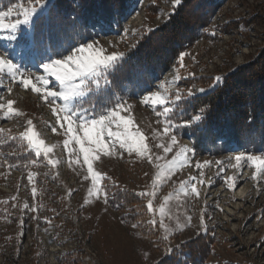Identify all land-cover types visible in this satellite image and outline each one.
I'll list each match as a JSON object with an SVG mask.
<instances>
[{"label": "rangeland", "instance_id": "rangeland-1", "mask_svg": "<svg viewBox=\"0 0 264 264\" xmlns=\"http://www.w3.org/2000/svg\"><path fill=\"white\" fill-rule=\"evenodd\" d=\"M51 2L47 0L45 7L31 17L30 25L21 23L15 41H8L7 32L0 31V54L6 55L24 78H31L42 90L36 93L31 85L25 89L20 83L21 76L13 79L7 65L0 71V104L4 105L0 108V197L16 200L21 209L29 205L30 214L25 217L28 220L12 227L25 247L23 264H30L32 246L46 250L41 264H70L73 259L67 254L75 250L85 253L82 264H160L174 250L206 234L213 239L206 264H264V174H261L264 166L258 172L250 162L242 160L239 165L236 162L238 155H263L240 151L220 156L197 155L192 143L177 134L176 129L182 126L172 127L168 133L164 131L168 123L180 121L181 102L213 90L224 77L260 54L264 48V0H225L204 29L210 39H200L189 47L181 55L183 61L181 56L175 59L161 79L143 94L111 105L108 89L112 67L102 70L99 86L95 82L82 85L93 90L69 103V114L75 113L76 135L83 137L81 122L102 118L122 101L124 110L118 107L116 110L131 121L127 130L142 135L148 148L144 155L122 149L119 140L107 134L125 131L113 122L104 134L112 154L101 153L93 162L94 170L103 174L99 187L104 191L96 196L88 194L91 176L80 145L67 132V122H58L63 113L53 111L62 107L63 101L51 104L48 101L52 98L45 100L43 96L46 91L59 90V82L54 77H49L46 85L36 80L46 75L45 63L69 54L55 55L33 44L35 23L47 14ZM174 4L175 0H136L122 31L87 43L98 42L93 43L94 50H102L104 56L116 55L120 61L145 35L166 23ZM33 6L35 0H0V12L12 9L5 23L22 20ZM241 19L256 22L232 35L218 31V26ZM72 54L79 55L75 49ZM214 78H220L219 82ZM201 80L210 84H198ZM155 93L165 98L167 104L143 103L145 97ZM177 95L180 100H176ZM9 101L14 102L12 112L7 108ZM164 107L171 111L164 113ZM29 127L36 131L45 147L53 149L48 156L43 151L37 155L24 139L23 133ZM173 135L176 143L172 142ZM7 143L23 151H5L2 146ZM52 160L56 163H50ZM54 179L57 186L53 189H59L63 195L60 203L65 213L60 215L56 212L58 203L36 199L45 188V181ZM192 187L196 193L191 191ZM116 188L143 194L141 206L113 210L108 204V193L116 196ZM149 202L153 205L151 210L147 208ZM48 208L51 212L45 211Z\"/></svg>", "mask_w": 264, "mask_h": 264}, {"label": "trees", "instance_id": "trees-1", "mask_svg": "<svg viewBox=\"0 0 264 264\" xmlns=\"http://www.w3.org/2000/svg\"><path fill=\"white\" fill-rule=\"evenodd\" d=\"M224 1L182 0L163 26L145 35L112 67L109 103L114 105L118 100L143 94L189 47L200 39H210L204 29ZM135 3L136 0H52L47 14L35 23L34 44L55 55H66L93 38L122 31L123 22ZM255 22V19L231 21L218 26V31L232 35ZM198 84L209 85L210 82L201 80ZM178 110V120L185 125L176 132L192 143L197 155L220 156L240 151L264 156V48L254 61L224 77L213 90L181 102ZM2 147L10 152L23 151L10 143ZM53 186H57L55 179L45 181L42 195H37L36 199L58 203L56 212L64 214L60 203L63 195ZM116 194H108L113 210L139 207L143 201L139 194L128 189L117 188ZM45 211L51 212L49 208ZM28 214L29 209L19 208L16 200L0 197V264L24 263L25 247L12 227L28 220L25 218ZM212 242L209 234L201 235L174 250L160 264H206ZM67 255L73 259L70 264H82L85 253L75 250ZM43 258H46V250L32 246L30 264H41Z\"/></svg>", "mask_w": 264, "mask_h": 264}, {"label": "snow or ice", "instance_id": "snow-or-ice-1", "mask_svg": "<svg viewBox=\"0 0 264 264\" xmlns=\"http://www.w3.org/2000/svg\"><path fill=\"white\" fill-rule=\"evenodd\" d=\"M182 0H175L174 7L180 5ZM47 0H35V6L30 10L25 12L23 19L17 18L14 23H5V21L12 15V9H9L7 12H0V31L7 32L6 39L8 41H15L17 39L16 33L20 30L19 26L23 23L25 26L31 24V17L35 16L36 13L45 7ZM30 12V14H29ZM98 43V42H93ZM93 43H87L86 46L77 47L75 52L79 55H74L69 53L66 57L53 60L49 63L43 65L44 73L46 74L43 77H36L37 81H42L45 85L48 83L49 77H54L56 81L59 82L60 88L57 91H46L43 93L44 99L48 100V97L52 99L48 101L51 104H55L57 100L63 101V106L59 109L54 108L53 111H59L63 113L62 117H58V122L60 120L67 122V132L72 133V139L80 145V152L83 154V161L87 164L88 173L91 176L92 187L89 190V196H96L101 191H104L99 187L100 181L103 177V174L94 170L93 162L100 158V154L108 156L111 155L108 144L104 140V134L108 130L109 126L113 122H117V127L123 126L125 131L123 133H115L107 131V134L110 137H115L119 140L120 147L126 149L128 153L136 151L137 153L144 155L147 151V145L143 143L144 137L138 133L133 134L129 132L128 126L131 124L130 120L124 119L120 115V111H117L118 107L121 111L124 110V103L121 101L117 105L113 106L112 109L104 115L102 118H89L81 122V127L83 128V137L76 135V129L73 128L75 113L69 114V103L74 99L81 98L85 94L93 89L91 87H82L89 82H95L99 86L98 77L101 75L102 70L109 69L114 66V63H118L119 59L116 55L104 56L102 50H94ZM184 56L180 57V60L183 61ZM7 65L9 69V74L15 79L17 76H21L20 83L25 89L31 85L32 90L36 93H41V88L37 84L33 83L31 78H24L22 74L19 73L16 65L13 64L6 55L0 54V71H3V66ZM220 78H214V80L219 82ZM9 91H11L9 89ZM200 91H204L201 89ZM179 95L176 96V100H180ZM151 102L153 105H166L167 100L160 96L159 93L153 94L151 97H145L143 103L148 104ZM13 101H9L7 108L9 112L13 111ZM4 105L0 104V108H3ZM171 111L169 107H164V113ZM107 122V123H106ZM28 125H32V121H28ZM63 126V124H61ZM175 126H183L177 121L175 124L168 123L165 127V133H168L170 128ZM195 129V128H194ZM55 131V128H53ZM24 139L27 140L28 144L36 150V154L40 155V152L43 151L44 156H48L50 152L53 151L52 148L45 147L44 141L37 138L36 131L29 127L28 131L23 133ZM172 142L176 143V136L171 137ZM170 149L165 148V151ZM184 152H190L191 149H183ZM244 160L246 163L250 162L255 166L258 172L261 171L262 166H264V156H236L237 165ZM50 163L55 164L56 161L52 160ZM8 167H12L8 165ZM264 174V172H261ZM31 181L32 177H28ZM85 179H88V176H85ZM195 180V178H193ZM202 182V181H201ZM193 193H196L197 190L195 187L191 188ZM33 195H35V188L32 189ZM143 195V194H140ZM198 195V193H197ZM104 203H107L106 193ZM153 207L152 203L147 204V208L151 210ZM25 209L29 208L28 204L24 205ZM34 210V209H33ZM160 213L163 215L164 208H160ZM170 251V249L168 250Z\"/></svg>", "mask_w": 264, "mask_h": 264}]
</instances>
